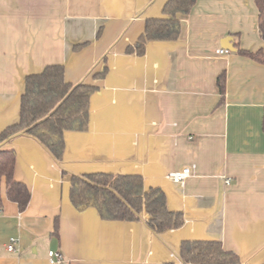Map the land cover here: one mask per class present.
<instances>
[{"label":"crops","instance_id":"0c3cea01","mask_svg":"<svg viewBox=\"0 0 264 264\" xmlns=\"http://www.w3.org/2000/svg\"><path fill=\"white\" fill-rule=\"evenodd\" d=\"M167 2L0 0V133L19 120L25 78L46 66H63L71 85L97 86L88 129L64 134L61 163L24 134L2 145L16 152L14 178L31 197L20 212L2 189L0 264H49V251L68 264H184L186 240L218 241L242 264H264V65L238 53L264 52L258 8L254 0H196L177 15L176 41L128 53ZM226 37L235 51L217 54ZM186 168L183 184L167 179ZM93 173L140 175L184 224L155 233L144 214L128 222L78 211L70 178Z\"/></svg>","mask_w":264,"mask_h":264},{"label":"trees","instance_id":"16d2710c","mask_svg":"<svg viewBox=\"0 0 264 264\" xmlns=\"http://www.w3.org/2000/svg\"><path fill=\"white\" fill-rule=\"evenodd\" d=\"M195 2L168 0L163 8L164 16L146 20L143 33L134 46L127 48L128 53L142 56L150 41H176L181 31L177 15L189 14ZM254 2L259 11L258 33L264 41V0ZM238 53L264 65L262 50L248 52L238 49ZM103 76L104 71L95 77L101 79ZM216 85L223 98V73L218 76ZM96 90L94 85L67 83L61 65L46 66L40 73L25 78L19 120L0 133V209L3 187L6 199L15 203L20 212L26 209L31 197L27 186L14 178L16 152L2 149V145L9 143L14 136L24 134L35 139L57 163H61L65 150L64 134L87 131L90 97ZM69 198L78 211L93 208L106 221H135L144 214L147 226L155 233L176 230L184 224L181 212L168 209L165 193L158 187L145 188L140 175H72ZM57 233L58 222L55 220L54 234ZM179 259L184 264H242L236 254L224 250L218 241H182Z\"/></svg>","mask_w":264,"mask_h":264},{"label":"built area","instance_id":"2783aa9c","mask_svg":"<svg viewBox=\"0 0 264 264\" xmlns=\"http://www.w3.org/2000/svg\"><path fill=\"white\" fill-rule=\"evenodd\" d=\"M217 54H227L228 51L226 50H217ZM190 176V169L186 168L178 172H171L167 175V179L177 183V184H183L184 180ZM230 181L227 180L226 184H229ZM17 240L14 238L10 239V243L7 246V250L12 251L14 250V244ZM48 262L49 264H68V262L65 260L64 256L61 252L58 251H49L47 254Z\"/></svg>","mask_w":264,"mask_h":264},{"label":"water","instance_id":"95a60500","mask_svg":"<svg viewBox=\"0 0 264 264\" xmlns=\"http://www.w3.org/2000/svg\"><path fill=\"white\" fill-rule=\"evenodd\" d=\"M220 46L223 50H226L228 52H234L235 49L232 44V38L231 37H226L221 40Z\"/></svg>","mask_w":264,"mask_h":264}]
</instances>
